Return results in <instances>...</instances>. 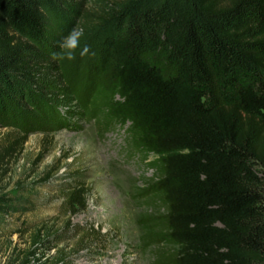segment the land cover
I'll list each match as a JSON object with an SVG mask.
<instances>
[{"label": "trees", "instance_id": "trees-1", "mask_svg": "<svg viewBox=\"0 0 264 264\" xmlns=\"http://www.w3.org/2000/svg\"><path fill=\"white\" fill-rule=\"evenodd\" d=\"M74 2L0 0V98L31 101L46 19ZM102 2L90 30L104 37L110 116L157 158L147 240L166 247L165 264H264V0ZM7 108L12 127H38L0 100V116ZM11 203L0 193V224ZM48 236L32 233L20 264H65L64 249L37 258Z\"/></svg>", "mask_w": 264, "mask_h": 264}, {"label": "rangeland", "instance_id": "rangeland-1", "mask_svg": "<svg viewBox=\"0 0 264 264\" xmlns=\"http://www.w3.org/2000/svg\"><path fill=\"white\" fill-rule=\"evenodd\" d=\"M102 6V0H76L47 17L46 52H39L28 86L31 101L19 93L0 98L38 123L12 127L9 108L0 116V155L10 148L0 163V193L12 200L0 224V264H20L39 228L49 238L37 258L64 249L65 264H165L166 247L147 240L148 219L159 212L149 191L157 158L138 148L129 122L110 116L109 83L98 69L104 37L90 25ZM73 28L83 32L90 54L53 59ZM72 193L80 197L75 207L67 204ZM86 233L89 239L80 243Z\"/></svg>", "mask_w": 264, "mask_h": 264}, {"label": "clouds", "instance_id": "clouds-1", "mask_svg": "<svg viewBox=\"0 0 264 264\" xmlns=\"http://www.w3.org/2000/svg\"><path fill=\"white\" fill-rule=\"evenodd\" d=\"M83 32L73 28L58 42L57 51L52 53L53 59L58 61H73L77 55L84 57L90 54L87 43L82 44Z\"/></svg>", "mask_w": 264, "mask_h": 264}]
</instances>
